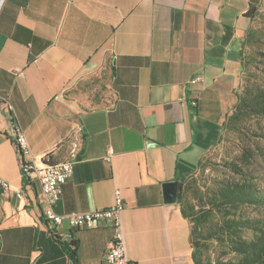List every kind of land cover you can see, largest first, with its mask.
<instances>
[{"label":"crops","instance_id":"0c3cea01","mask_svg":"<svg viewBox=\"0 0 264 264\" xmlns=\"http://www.w3.org/2000/svg\"><path fill=\"white\" fill-rule=\"evenodd\" d=\"M263 2L0 0V94L13 105L0 111V177L11 186L0 188V264H76L71 240L79 264H102L114 237L105 220L49 226L13 126L39 165L78 145L57 213L109 207L121 189L131 262L194 264L192 225L163 184L197 174L223 140L247 64V13Z\"/></svg>","mask_w":264,"mask_h":264},{"label":"trees","instance_id":"16d2710c","mask_svg":"<svg viewBox=\"0 0 264 264\" xmlns=\"http://www.w3.org/2000/svg\"><path fill=\"white\" fill-rule=\"evenodd\" d=\"M258 11L253 6L247 15L255 18ZM251 116L264 117V81L242 85L239 101L226 124L227 130L243 132ZM259 136L264 139V132ZM243 157L245 162H250L253 154L248 150ZM227 173V177L211 188L208 201L199 209L185 200L184 183H179L178 203L192 225L194 264H264V215L251 216L245 211L247 208L264 210V186L237 164L230 163ZM211 241L218 247L215 257L208 253ZM67 248L71 259L79 264L77 240H71Z\"/></svg>","mask_w":264,"mask_h":264},{"label":"rangeland","instance_id":"374dc122","mask_svg":"<svg viewBox=\"0 0 264 264\" xmlns=\"http://www.w3.org/2000/svg\"><path fill=\"white\" fill-rule=\"evenodd\" d=\"M247 62L244 74V83L256 84L264 81V2L259 8L257 16L247 39ZM264 132V117L251 116L247 119L242 131L227 130L221 143L205 156L203 167L184 182V197L196 209L203 202L208 201L211 188L215 183L227 177V166L230 163L241 166L245 171L256 178L260 186H264V139L259 136ZM251 151L253 157L245 162L244 153ZM251 216L264 215V210L245 209ZM251 237V234H247ZM208 253L215 257L218 247L211 241Z\"/></svg>","mask_w":264,"mask_h":264},{"label":"built area","instance_id":"2783aa9c","mask_svg":"<svg viewBox=\"0 0 264 264\" xmlns=\"http://www.w3.org/2000/svg\"><path fill=\"white\" fill-rule=\"evenodd\" d=\"M194 105L197 103L194 102ZM0 111L10 114L13 111V105L3 94H0ZM12 133L23 176L37 179L40 183L47 202L43 215L49 226L57 230L67 220L71 228L86 229L95 227L101 220L108 221L113 228L114 237L102 264H133L127 256V247L123 237L122 212L125 208V200L121 189L115 190L114 202L109 207L66 215L57 213L54 207L60 199L62 184L73 174L74 163L78 157V145L72 146L69 159L58 162L47 160L39 165L34 159L25 132L19 126H13ZM113 154L114 151L110 148L106 160L110 161ZM46 157L48 158V155ZM0 188L3 192H7L11 186L0 177ZM18 195L21 196L20 190Z\"/></svg>","mask_w":264,"mask_h":264},{"label":"water","instance_id":"95a60500","mask_svg":"<svg viewBox=\"0 0 264 264\" xmlns=\"http://www.w3.org/2000/svg\"><path fill=\"white\" fill-rule=\"evenodd\" d=\"M165 202L175 203L178 201L179 183L177 181L165 182L163 184Z\"/></svg>","mask_w":264,"mask_h":264}]
</instances>
